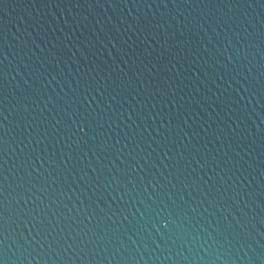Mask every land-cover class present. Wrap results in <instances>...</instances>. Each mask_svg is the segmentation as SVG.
<instances>
[{"label": "water", "instance_id": "95a60500", "mask_svg": "<svg viewBox=\"0 0 264 264\" xmlns=\"http://www.w3.org/2000/svg\"><path fill=\"white\" fill-rule=\"evenodd\" d=\"M0 260L264 264V0H0Z\"/></svg>", "mask_w": 264, "mask_h": 264}, {"label": "snow or ice", "instance_id": "6c2138e0", "mask_svg": "<svg viewBox=\"0 0 264 264\" xmlns=\"http://www.w3.org/2000/svg\"><path fill=\"white\" fill-rule=\"evenodd\" d=\"M91 126H92L91 122H89V123H87V124L85 125V127H89V128H90ZM80 130L83 132V131H84V128L82 127ZM0 264H4V261L0 260Z\"/></svg>", "mask_w": 264, "mask_h": 264}]
</instances>
